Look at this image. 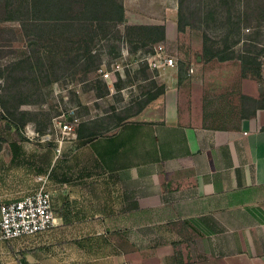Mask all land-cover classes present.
Instances as JSON below:
<instances>
[{
  "label": "crops",
  "instance_id": "0c3cea01",
  "mask_svg": "<svg viewBox=\"0 0 264 264\" xmlns=\"http://www.w3.org/2000/svg\"><path fill=\"white\" fill-rule=\"evenodd\" d=\"M188 90L107 133L1 143L0 204L42 186L59 223L0 238V264H264V105Z\"/></svg>",
  "mask_w": 264,
  "mask_h": 264
},
{
  "label": "rangeland",
  "instance_id": "374dc122",
  "mask_svg": "<svg viewBox=\"0 0 264 264\" xmlns=\"http://www.w3.org/2000/svg\"><path fill=\"white\" fill-rule=\"evenodd\" d=\"M178 1L121 0L126 10V23L163 26L164 37L148 35L147 42L151 44L142 46L138 34L133 37L125 34V22L114 21L113 31L120 39H94L90 46L94 66L84 71L79 66L84 65L86 56L73 64L68 63L67 59H75L77 51L65 54L69 48L65 39L49 38L33 51L22 36L18 22L6 19L7 6L3 4L10 0H0V27H12L18 35L16 41H0V67L12 63L0 77V144L7 141L11 146L17 137L27 138L26 132L33 138L49 134V138L58 139L53 124L54 120L62 118L77 119L76 135L81 122L92 126L113 110L136 109L138 101L155 92L160 84H178L198 95L202 93V98L218 115H227V110L235 115L243 113L233 107L242 103L240 95L248 90L249 82L255 84L260 96L264 95V0H227L226 5L220 0H185L183 9L188 23H183L181 28L178 27ZM229 10L234 15L239 11L246 12L247 25L242 23V37L258 33L255 44L263 48L260 76L242 77L239 61L235 58L221 61L202 55V30L222 44L225 28L221 17ZM207 11H212L213 17L204 21L202 17ZM159 42H164L167 52L176 56L177 65L162 70L140 65L138 60L146 52L144 50H150ZM241 46L242 40L234 45V49L239 50ZM191 66H195L193 70ZM99 67L104 70L116 68L117 79L111 90L104 86L103 79L96 81ZM143 67L144 71L141 70ZM106 112L108 115H103ZM213 121L222 123L229 119L215 116ZM15 122L21 123L19 132ZM71 137L65 135L62 138Z\"/></svg>",
  "mask_w": 264,
  "mask_h": 264
},
{
  "label": "trees",
  "instance_id": "16d2710c",
  "mask_svg": "<svg viewBox=\"0 0 264 264\" xmlns=\"http://www.w3.org/2000/svg\"><path fill=\"white\" fill-rule=\"evenodd\" d=\"M220 1L225 5L227 4V0ZM184 2L185 0L178 1L179 28L183 26V23H188V20L185 22L187 14L183 9ZM3 5L7 6L6 19L18 22L22 36L28 41V45L33 51H36L38 45L49 38L65 39L69 43V48L66 49L65 54L77 51L75 59H67L68 63L73 64L86 56L84 65L79 66L84 71H88L94 66L95 59L90 53V46L94 39H120L114 34L112 23L114 21H126L125 9L121 0H10ZM212 17L213 12L207 11L204 12L202 20L206 21ZM221 21L225 28L221 35L222 44H218L217 40L212 39L205 29L202 30V55L207 59L216 58L221 61L235 58L239 61L242 77L260 76L262 66L260 52L263 48H259L255 44L258 33L255 32L247 38L241 36L242 23L247 25L246 12L243 10L234 15L229 10L226 15L221 17ZM124 31L126 35L131 37L138 34L142 40V46L148 43V35L151 37L152 34H157V37L161 39L165 34L164 27L160 25L126 23ZM125 38L126 36H124ZM17 39L16 29L8 26L0 27V41L11 42ZM241 40V48L235 50L234 45ZM11 64L10 62L0 67V77L2 72ZM95 68H97L96 64ZM141 70L144 71V67ZM95 79L98 82L101 81L99 75ZM104 86H107L105 81ZM164 90L165 85L160 84L155 92L148 93L144 100L138 101L136 109L128 107L121 112L113 110L110 115L106 112L103 115L108 116L100 122H94L92 126L86 122H81L77 135L90 136L110 132L128 118L136 115L152 99L162 95ZM99 95L101 96V94ZM241 99L258 102V106L264 105V96L259 101L247 95H242ZM14 125L19 132L21 123L15 122Z\"/></svg>",
  "mask_w": 264,
  "mask_h": 264
},
{
  "label": "built area",
  "instance_id": "2783aa9c",
  "mask_svg": "<svg viewBox=\"0 0 264 264\" xmlns=\"http://www.w3.org/2000/svg\"><path fill=\"white\" fill-rule=\"evenodd\" d=\"M126 41L124 40V44ZM147 44H151L148 42ZM146 44V45H147ZM139 57L140 65L143 64L151 70H162L177 65L176 56L167 52L164 42H159L150 50H144ZM99 76L111 90L117 79L116 68L104 70L98 68ZM68 114L65 116L67 117ZM76 118H62L54 120L53 126L57 129L56 136L62 139L65 135L75 136ZM28 130V128H26ZM30 132L26 135L30 137ZM43 140L49 139V134L42 136ZM57 217L52 208L50 191L42 186L23 196L7 203L0 204V238L11 239L26 234H33L58 225Z\"/></svg>",
  "mask_w": 264,
  "mask_h": 264
}]
</instances>
